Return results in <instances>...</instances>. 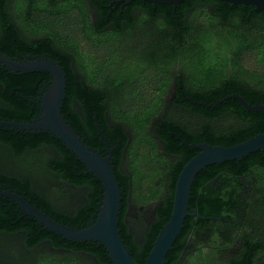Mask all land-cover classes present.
<instances>
[{
	"label": "trees",
	"instance_id": "1",
	"mask_svg": "<svg viewBox=\"0 0 264 264\" xmlns=\"http://www.w3.org/2000/svg\"><path fill=\"white\" fill-rule=\"evenodd\" d=\"M24 1L27 3L25 9L22 13L19 11L18 17L14 18L8 7L9 0H0V52L13 58L30 55L48 57L64 69L66 96L61 113L86 145L103 155H107L108 150L112 149L111 161L121 189L118 227L133 260L144 264L155 237L171 214L178 174L198 151L192 145L207 142L212 145L230 146L264 131V113L248 110L239 100L229 99L221 103L220 107L212 106L216 100L231 92L244 96L252 104H264V72L247 70L249 84L240 82L238 76L219 80V71L224 70L227 64L231 63L238 70L241 69L237 59L244 52H256L259 63L264 64V9L256 11L252 5H232L219 0H185L176 6L132 0L129 6H125L122 18H118L116 13H113L112 17L108 15L107 4L114 0L90 1L98 11V27L94 30L99 40L102 37L118 36L120 30H128V26L123 27V22L132 25L137 19L141 22L151 20L155 24V32L152 35L157 39L156 63L160 60L167 63L170 60L176 61L178 56L192 61L196 59L194 65L197 71L201 72L204 83L201 88L205 91L202 92L201 88H182L177 90L174 98H177L184 108L204 117L201 127L192 131L167 115L161 117L163 110L159 108L149 111L133 106L106 105V93L90 89L86 85L83 74L86 71L85 60L79 58L76 46L80 43L74 35L60 34L61 45H57L47 35L33 33L27 36L22 33V28L31 25L39 27L40 24L38 0ZM127 1L125 0V3ZM199 3H216L222 9L215 11V14L204 10L203 16L199 9L189 15L188 11ZM45 4L53 10V14H62L64 18L71 17L76 30L79 29L81 39L91 38L92 34L88 30V27H91V18L87 0H46ZM137 9L141 10L139 16L134 15ZM74 13L76 16L72 18ZM185 20L191 23L204 20L211 26L201 28L200 31L193 27L185 30ZM229 21L233 23L227 27ZM111 24L114 27L110 32L99 34ZM226 28L235 29L233 35H227L231 37L227 40L232 48L230 61L214 52L205 53L199 49L202 43H211L212 39L224 36L223 31ZM185 37L188 38V49L182 45ZM167 45L170 50L164 49ZM81 46L84 51L82 43ZM258 74L262 79H251ZM93 75L99 76L100 71L93 72ZM50 81L51 77L46 72H13L0 64V121L30 122L38 116V101ZM164 88L158 95L159 101L165 93ZM224 114L235 117L237 124L228 130L215 131L211 122ZM154 118L156 137L164 142L163 150L172 154V159H168L164 153H159L151 133L145 132ZM127 127L133 132L130 140ZM134 130L139 134H135ZM100 131L108 142L106 149ZM142 143L150 147V152L142 151ZM135 147L137 152L132 155V148ZM125 149L129 172L121 168ZM46 151L48 154L45 155ZM9 163L15 166L14 169L8 166ZM38 168L40 173L47 174L49 179L56 183L54 185L63 195L68 196L65 203L59 202L48 191L38 188L33 177ZM246 179L264 180V149L238 160L211 164L199 171L190 189L189 210L195 209L203 216L218 215L220 202L212 190L204 185L211 180ZM0 187L16 191L52 219L75 228H82L90 222L103 195L101 182L95 174L88 172L85 165L62 140L54 138L49 132L20 131L5 125H0ZM132 190H135L137 201L142 206L155 200L161 201L156 205L154 219L148 223L139 238L131 231L126 221ZM199 221V218L191 216L184 219L181 233L167 253L165 264H175L176 260L180 259L185 246L184 240L194 224ZM15 235H22L21 240L27 251L41 244L65 251L61 256L40 255V260L47 258L45 264H113L104 246L98 242L67 240L60 234L44 228L34 217L25 215L15 201L0 195V239L7 241L8 237ZM247 240L251 241L252 238ZM262 248L264 243H260L257 249L247 250L241 259H233V262H264ZM0 264L7 263L0 257Z\"/></svg>",
	"mask_w": 264,
	"mask_h": 264
},
{
	"label": "flooded vegetation",
	"instance_id": "2",
	"mask_svg": "<svg viewBox=\"0 0 264 264\" xmlns=\"http://www.w3.org/2000/svg\"><path fill=\"white\" fill-rule=\"evenodd\" d=\"M13 1L15 0H9L8 7L10 12ZM90 1L91 0H88L91 27H88V30L91 32L92 36L90 39L84 40L86 42L85 51L88 52L87 57L89 58L91 66L94 68L93 72H96L97 70L100 71V79L88 80L86 84L87 87L105 92L107 95L105 104L108 106L114 105L130 107L134 106L135 103L130 101L132 98L125 97V93L128 91L126 86L144 83L142 86V88H144L143 90L148 88L147 90H149L150 93L154 92L155 94L157 91H162L166 85V88H164L165 93L159 101V105L163 110L161 117L166 116L164 111L169 106L181 109L189 112L198 123L197 126L187 124L184 125L183 123H180L192 131L199 129L202 122H204V117L184 108L185 106H183L182 103H179L177 98H174L178 89L184 88L186 90H190V88H201L204 85L203 80L191 83L181 70L174 69L172 71L168 70L169 72H166V75L163 74V76L160 77H164V79H162V84L159 85L156 82V78H153L157 61V39L152 35L155 32V24L151 20H143L141 22L139 19L133 22L132 25L123 22V27L128 26V30H120L118 32V36L112 38L102 37L99 40V36L96 35L97 33H95L94 30L98 27V11ZM131 1L132 0H128L127 3H125V0H114V2L110 1L109 4H107V7L109 8V17H112V14L116 13L118 18H122L125 6H129ZM199 9H201V16H203L204 10H208L210 13L215 14V11H219L222 8L216 3L205 5L199 3L189 10L188 14L190 15L192 12L198 11ZM140 13V9L134 11V15L136 16H139ZM216 23L221 24L222 22ZM232 23V21H229V23H227L229 26L227 27H230ZM112 25L113 24L106 26L99 34L110 32L114 27ZM206 26H211V24L204 20H198L194 23H191L189 20H185L183 24V28L185 30L188 27H193L194 29H199L200 31L201 28L203 29ZM182 45L184 48L188 49L189 43L187 37L183 39ZM164 49L170 50L168 45L165 46ZM245 53L248 52H244L240 58L237 59L241 69L238 70L235 65L229 63L224 70L219 71L221 74L219 80H223L231 76H238V80L240 82L249 84L247 78L248 74L246 72L247 70L250 71V69L242 62V58ZM125 61L126 63L132 62L134 64L133 69H129L128 72L134 75V78L130 81H128L125 77ZM228 66L235 68L237 71H231ZM243 70L245 72H243ZM149 79L152 80L149 84L150 87L147 85V83H149ZM153 80L155 83H153ZM201 90L202 92L205 91L204 88H201ZM236 96H240L247 101L244 96L231 92L222 99L216 100L215 105L212 106L213 108L220 107L221 103H224L229 99L239 100ZM239 102L243 104L240 100ZM150 103L151 100L145 99L143 105L148 106ZM76 106H78V104H76ZM155 122L156 118L152 120L151 125H149L148 130L145 132L148 131L151 133V136L154 138L157 146V151L159 153H164L168 159H172L173 155L166 153L163 150L164 142L156 137L157 129L154 125ZM223 122L230 124V126H224ZM235 124H237L236 118L229 114H224L211 122L215 131L228 130ZM127 131L129 133L130 140L133 132H130L128 127ZM134 133L139 134L135 130ZM100 134L106 149L108 148V142L102 131H100ZM141 149L143 152H150V147L145 143H142ZM109 151L112 152V149H109L108 152ZM127 164L128 162L125 149L121 162V168L123 171H126L123 167L125 168V165ZM248 174L250 173L248 172ZM204 187L210 188L217 197V200L220 202V208L218 209L220 210V213L213 216H203L196 212L195 215L191 216L193 218H199L200 221L199 223L194 224L190 234L185 238L184 249L181 252L180 259L176 260L175 264H235L233 259H241L247 250L252 251L253 249H257L260 246V243H264V180H211L207 182ZM151 203H153L151 216L145 222L144 229L148 223L154 219L156 205L160 204L161 201L155 200ZM129 208L130 197L126 215L129 212ZM249 238H252V240H247ZM250 242L251 244H249ZM261 250L264 251V248ZM5 262L7 264H12L7 261ZM251 264H264V262L259 260Z\"/></svg>",
	"mask_w": 264,
	"mask_h": 264
},
{
	"label": "water",
	"instance_id": "3",
	"mask_svg": "<svg viewBox=\"0 0 264 264\" xmlns=\"http://www.w3.org/2000/svg\"><path fill=\"white\" fill-rule=\"evenodd\" d=\"M153 4L178 5L185 0H143ZM232 5H252L256 11L264 9V0H219ZM0 64L10 71L19 73L46 72L51 81L41 94L38 101L40 113L30 122H2L0 125L11 126L23 131L49 132L54 138L64 142L66 147L85 165L89 173L95 174L101 182L103 195L98 203L96 213L90 222L82 228L64 225L52 219L46 212L31 205L24 196L6 187H0V195L15 201L21 211L37 219L40 225L60 234L67 240L94 241L104 246L113 264H138L131 257L128 246L120 234L119 211L121 189L114 174L111 152L103 155L86 145L84 140L66 121L61 109L66 96V77L64 69L55 60L48 57L26 56L23 58L9 57L0 52ZM234 97V96H233ZM248 110L263 112L264 104H251L240 96H236ZM198 149L181 168L178 174L172 211L167 222L159 230L153 241L144 264H165L166 255L171 250L176 238L180 235L184 219L195 215L189 210V197L196 174L206 166L226 161L238 160L250 153L264 149V131L246 138L230 146L212 145L201 142L192 145Z\"/></svg>",
	"mask_w": 264,
	"mask_h": 264
},
{
	"label": "rangeland",
	"instance_id": "4",
	"mask_svg": "<svg viewBox=\"0 0 264 264\" xmlns=\"http://www.w3.org/2000/svg\"><path fill=\"white\" fill-rule=\"evenodd\" d=\"M46 0H38L37 3L40 4V24L38 26H27L25 28H22V33L27 36H31L33 33H40V36L47 35L51 37L57 45H61L60 41V34L62 35H73L76 37V40L80 43L77 45V52L79 53V58H84V66L86 67V71L83 72L86 81L88 80H99L100 75H93L94 68L91 66V63L89 62V58L87 57L88 52L85 50L83 51L81 43L84 47H86V42L81 39L82 36L79 33V29L76 30V26L74 22H72L71 17H62V14H53V10L51 8L47 7L45 4ZM88 1V0H87ZM26 2L24 0H15L12 4L11 14L14 16V18L18 17L19 11L22 13V11L25 9ZM51 10V11H50ZM25 12V11H24ZM23 12V13H24ZM72 18H75L76 14L74 13L71 15ZM72 32V33H71ZM235 29L234 28H226L224 30V36L216 37L215 39L211 40V43H202L200 46V50L207 52H214L216 54H219L220 56H224L229 59L231 45H229L230 42H228V39H231L230 36H227L228 34H234ZM79 39V40H78ZM204 52H202L204 54ZM228 56V57H227ZM261 58V57H260ZM196 59H194L195 61ZM194 61L182 58L181 56L177 57L176 61L170 60L168 63L160 60L156 63L155 68V74L153 73V78H156V82L161 85L162 79L164 77L160 78L165 74L168 73L174 69L181 70L186 75V78L191 82H198L200 80H203V77L201 75L200 71H197ZM243 64L249 68L250 70H254L256 72H264V64L259 63L258 61V54L256 52H248L245 53L242 58ZM126 63V61H125ZM133 63L127 62L125 65V77L128 81L132 80L134 78V75L128 73L129 69H133ZM230 66H228L229 68ZM166 68V69H165ZM231 71L236 72L237 70L235 68L230 67ZM130 75V77H129ZM166 75V74H165ZM251 76V75H250ZM249 75L247 76V78ZM256 79H262L261 75H254L251 77ZM147 85L150 87V83L152 82L151 79H149ZM153 83L155 81L153 80ZM144 83L142 84H134L132 86H126L127 92L125 93L126 98H132L130 101L134 102L135 105L133 107H136L138 109L142 110H155V109H161L159 105V98L158 95L161 91H157L155 94L154 92L150 93L148 88L146 90H143L142 88ZM163 88V87H161ZM146 91V92H144ZM148 99L151 100V103L148 106H144V100ZM168 117H171L173 119H176L177 121L183 123L184 125H191V126H197V120L187 111L176 109L172 107H167L164 111ZM224 126H230V124L223 122ZM151 131V130H150ZM136 147L132 148V155L136 153ZM45 155L48 154L47 151L44 153ZM39 164V163H38ZM8 166L11 169H14L15 166H13L12 163H9ZM126 172H129L128 164L125 165V168L123 167ZM33 177L35 180L36 185L38 188H42L45 191H48L55 199H57L59 202H66L68 196L63 195L62 192L56 187L55 182L50 180L49 176L44 173H40V170L33 173ZM52 181V182H51ZM153 207V203L143 206L138 203L135 190L131 191L130 196V208L129 212L126 216V220L128 225L130 226L131 231L139 238L142 234V231L144 230L145 222L147 219L151 216V210ZM22 235H15L8 237L7 241H3V239H0V257L4 259L7 262H10L12 264H45L47 261L45 259L47 258H41L40 255H46L51 254L54 256H61L65 251L63 250H54L50 245L48 244H41L37 246L35 249L31 251H26L24 248V245L21 240ZM49 259V258H48Z\"/></svg>",
	"mask_w": 264,
	"mask_h": 264
}]
</instances>
